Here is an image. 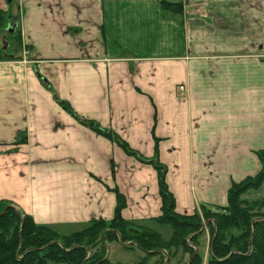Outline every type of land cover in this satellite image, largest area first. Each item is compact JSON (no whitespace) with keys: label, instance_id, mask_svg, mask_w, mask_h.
I'll use <instances>...</instances> for the list:
<instances>
[{"label":"crops","instance_id":"1","mask_svg":"<svg viewBox=\"0 0 264 264\" xmlns=\"http://www.w3.org/2000/svg\"><path fill=\"white\" fill-rule=\"evenodd\" d=\"M22 1L28 56L0 55V201L59 228L112 220L118 190L141 224L161 214L158 164L183 215L262 170L264 0Z\"/></svg>","mask_w":264,"mask_h":264},{"label":"trees","instance_id":"2","mask_svg":"<svg viewBox=\"0 0 264 264\" xmlns=\"http://www.w3.org/2000/svg\"><path fill=\"white\" fill-rule=\"evenodd\" d=\"M161 7L174 12L182 10L181 4L166 1L161 2ZM9 15L0 10V34H9ZM8 37L22 47L19 31ZM12 54L2 59H19L17 54ZM64 107L81 124L107 137L127 155L148 162L117 134L81 119L68 104ZM258 157L262 170L230 188L226 207L202 206L192 215L177 212L176 199L166 182L167 169L156 165L162 206L160 216L154 221L172 228L168 240L158 231L125 220L122 213L127 208V199L118 190H115L117 205L112 220H92L67 235L54 227L38 225L30 215L1 200L0 264H120L112 263L107 255L108 246L114 242H120L126 249L139 248L145 253L143 262L150 257L164 258L165 252L167 263L173 258L178 259V264H264V198L254 202L245 200L247 193L260 190L264 184V151ZM207 232L209 252L205 259L201 250Z\"/></svg>","mask_w":264,"mask_h":264},{"label":"rangeland","instance_id":"3","mask_svg":"<svg viewBox=\"0 0 264 264\" xmlns=\"http://www.w3.org/2000/svg\"><path fill=\"white\" fill-rule=\"evenodd\" d=\"M7 5L9 6V11L6 10L4 12L9 13L11 16L13 15V13L16 15L17 14V10L19 8H22V13L25 12L26 14L28 13V6L26 3H24L22 0H4ZM3 11V10H2ZM11 34V33H9ZM9 34H0V55L1 58L3 56H8L12 53L17 54L18 58L20 59V57H22L21 59H23V57L28 56L25 53L24 56V51H28V48H23L17 45V43L15 42V39H13L12 37H8ZM7 41L10 45L9 48H7V50H4V46H5V42ZM125 49V48H124ZM127 52V50H125ZM13 55V54H12ZM256 192V191H251ZM250 193V192H249ZM247 197V195H246ZM200 211V210H198ZM195 213V212H194ZM192 215V214H191ZM139 224V223H138ZM142 225L149 227L155 231H158L159 233H161L164 237L165 240H168L171 235H172V228L169 225H161L159 223H157L156 221H148L145 223H141ZM87 224H70V225H64V226H59V228L56 227L57 230L60 231V233L62 234H71L75 231H78L79 229H82L83 227H85ZM55 228V227H54ZM202 253L205 256V259H207L208 256V252H209V234L207 232L205 239L202 241ZM164 256L167 254L165 252H163ZM109 260L112 263H120V264H141V262H143L142 260L145 257V253L143 251H141L139 248L134 247L133 249H126L120 242H114L111 243L108 246V253H107ZM150 257L149 259H147L146 261L143 262V264H178V259H171L169 263H167L168 257ZM186 260L188 261V256H186Z\"/></svg>","mask_w":264,"mask_h":264},{"label":"water","instance_id":"4","mask_svg":"<svg viewBox=\"0 0 264 264\" xmlns=\"http://www.w3.org/2000/svg\"><path fill=\"white\" fill-rule=\"evenodd\" d=\"M9 31H10V33H13V32H14V27L12 28V27L10 26ZM196 253H197V251H196ZM189 264H190V262H189Z\"/></svg>","mask_w":264,"mask_h":264},{"label":"flooded vegetation","instance_id":"5","mask_svg":"<svg viewBox=\"0 0 264 264\" xmlns=\"http://www.w3.org/2000/svg\"><path fill=\"white\" fill-rule=\"evenodd\" d=\"M10 26H12V25H11V24H9V25H8V27H7V30H9Z\"/></svg>","mask_w":264,"mask_h":264},{"label":"built area","instance_id":"6","mask_svg":"<svg viewBox=\"0 0 264 264\" xmlns=\"http://www.w3.org/2000/svg\"><path fill=\"white\" fill-rule=\"evenodd\" d=\"M181 89L183 90V89H184V87H181Z\"/></svg>","mask_w":264,"mask_h":264}]
</instances>
